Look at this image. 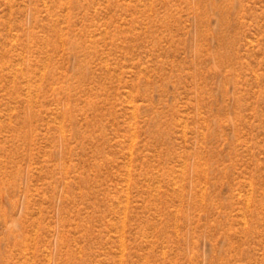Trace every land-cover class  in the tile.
Masks as SVG:
<instances>
[{
    "label": "rangeland",
    "instance_id": "374dc122",
    "mask_svg": "<svg viewBox=\"0 0 264 264\" xmlns=\"http://www.w3.org/2000/svg\"><path fill=\"white\" fill-rule=\"evenodd\" d=\"M0 264H264V0H0Z\"/></svg>",
    "mask_w": 264,
    "mask_h": 264
}]
</instances>
